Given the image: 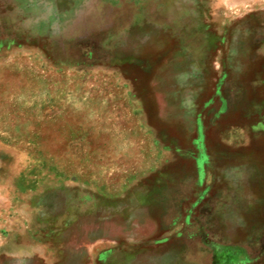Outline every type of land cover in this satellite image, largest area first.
I'll use <instances>...</instances> for the list:
<instances>
[{"label": "rangeland", "instance_id": "374dc122", "mask_svg": "<svg viewBox=\"0 0 264 264\" xmlns=\"http://www.w3.org/2000/svg\"><path fill=\"white\" fill-rule=\"evenodd\" d=\"M0 264H264V0H0Z\"/></svg>", "mask_w": 264, "mask_h": 264}]
</instances>
